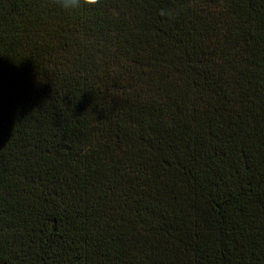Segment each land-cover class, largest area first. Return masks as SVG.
<instances>
[{
  "label": "trees",
  "instance_id": "16d2710c",
  "mask_svg": "<svg viewBox=\"0 0 264 264\" xmlns=\"http://www.w3.org/2000/svg\"><path fill=\"white\" fill-rule=\"evenodd\" d=\"M0 264H264V0H0Z\"/></svg>",
  "mask_w": 264,
  "mask_h": 264
},
{
  "label": "clouds",
  "instance_id": "9594fccd",
  "mask_svg": "<svg viewBox=\"0 0 264 264\" xmlns=\"http://www.w3.org/2000/svg\"><path fill=\"white\" fill-rule=\"evenodd\" d=\"M49 2L55 7L71 12L85 6L94 8L101 3V0H49Z\"/></svg>",
  "mask_w": 264,
  "mask_h": 264
}]
</instances>
